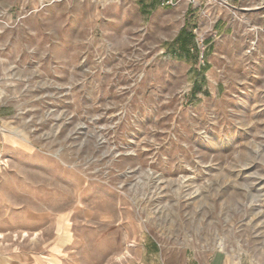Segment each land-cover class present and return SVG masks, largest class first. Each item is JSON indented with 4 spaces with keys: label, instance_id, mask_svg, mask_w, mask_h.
Listing matches in <instances>:
<instances>
[{
    "label": "rangeland",
    "instance_id": "1",
    "mask_svg": "<svg viewBox=\"0 0 264 264\" xmlns=\"http://www.w3.org/2000/svg\"><path fill=\"white\" fill-rule=\"evenodd\" d=\"M19 248L264 264V0H0V249Z\"/></svg>",
    "mask_w": 264,
    "mask_h": 264
},
{
    "label": "crops",
    "instance_id": "2",
    "mask_svg": "<svg viewBox=\"0 0 264 264\" xmlns=\"http://www.w3.org/2000/svg\"><path fill=\"white\" fill-rule=\"evenodd\" d=\"M4 138L1 140L3 141ZM53 254L54 252L51 250L49 252ZM0 264H49L44 261L42 256L32 250H27L25 248H19L18 251H10L6 249H0ZM211 264H225L221 255H215Z\"/></svg>",
    "mask_w": 264,
    "mask_h": 264
},
{
    "label": "built area",
    "instance_id": "3",
    "mask_svg": "<svg viewBox=\"0 0 264 264\" xmlns=\"http://www.w3.org/2000/svg\"><path fill=\"white\" fill-rule=\"evenodd\" d=\"M161 5L166 7V6H174L177 0H160Z\"/></svg>",
    "mask_w": 264,
    "mask_h": 264
}]
</instances>
